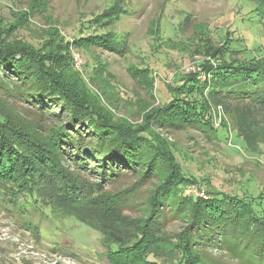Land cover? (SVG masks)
<instances>
[{"label":"trees","instance_id":"1","mask_svg":"<svg viewBox=\"0 0 264 264\" xmlns=\"http://www.w3.org/2000/svg\"><path fill=\"white\" fill-rule=\"evenodd\" d=\"M46 1L35 0L29 12L42 14ZM126 3L117 0L110 9L115 15L106 18L118 21L127 12ZM27 12L17 25L0 26V96L22 100L38 112L40 120L57 118L63 124L50 128L40 140L31 126L17 125L0 111V204L20 218L29 207L40 214L55 207L84 213L80 218L100 225L109 242L106 264H213L207 253L211 248H219L239 264H264V192L250 200L212 187L206 192L211 196L207 200L186 195L185 187L198 184L196 179L182 171L177 149L153 132L184 127L206 138L213 132L220 141L209 110L219 96L233 102L235 138L249 152L251 142L263 148L248 135L247 128L253 125L264 133V50L252 51L248 46L236 50V41L226 33L218 51L209 55L216 67L208 68L214 79L209 88L205 91V86L187 75L175 91L177 96L148 115V119L153 115L150 120L155 123L146 121L139 130L107 108L118 109V98L113 91L99 87L102 64L98 60L90 56L94 63L88 68L90 75L72 69V49L89 55L91 50L118 53L119 42L103 21L104 14L92 17L90 23L96 29L87 36L67 41L56 27L48 26L39 32L37 45H32L15 37L17 29L29 23ZM148 104L139 100L129 108L143 109ZM85 175L97 179L87 183ZM122 176L137 178L120 192L103 190V184L110 186ZM146 184L152 189H148L143 217L132 220L124 216L123 208ZM201 184L210 186L205 178ZM167 211L185 226L164 251L159 250L157 240L163 236ZM25 227L40 237L34 225Z\"/></svg>","mask_w":264,"mask_h":264},{"label":"rangeland","instance_id":"2","mask_svg":"<svg viewBox=\"0 0 264 264\" xmlns=\"http://www.w3.org/2000/svg\"><path fill=\"white\" fill-rule=\"evenodd\" d=\"M116 1L47 0L40 14L28 10L35 0H0V26L6 29L17 25L19 17L28 11L29 23L20 26L15 37L37 45L39 32L46 31L48 26L56 27L67 41L87 36L96 29L90 23L92 17L104 14L103 21L119 42L118 53L91 50L89 55L72 49L76 57L72 69L90 75L88 68L94 64L90 56L98 60L102 64L99 66V87L104 92L113 91L118 98V109L107 108L116 118H126L131 127L139 130L144 129L146 121L155 123L153 118L150 120L153 115L149 119L148 115L155 112L159 104H169L177 96L175 91L187 75H192L199 86H205V91L209 88L214 79L208 68H216L209 55L214 49L218 51V44L226 33L229 39L236 41L233 43L236 50L245 46L252 51L264 50V0H127V12L118 21L107 19L115 15L110 9ZM217 89L221 91L218 83ZM139 100L149 104L143 109L129 108ZM213 100L209 110L220 141L214 139L213 132H208L209 138H206L184 127L153 132L160 133L165 144L177 149L175 156L182 171L193 175L198 184L191 185L204 191L199 198L210 199L206 192L212 187L222 194L256 199L264 192L263 130L248 125V135L263 144L259 149L251 142L249 152L243 142L235 138L233 102L219 96ZM0 111L17 125L31 126L40 140L50 128L63 124L57 118L40 120L37 111L17 98L8 100L0 96ZM52 122L57 124L52 126ZM83 177L87 183L97 179L93 175ZM136 178L122 176L116 183L102 187L109 193L120 192L129 188ZM203 178L210 186L201 184ZM148 189H152L151 184L138 189L130 204L123 208L124 216L135 220L143 215ZM20 199L18 196V204L22 202ZM12 214L0 204V264H106L104 257L109 242L103 238L100 225L81 219L84 213L65 212L55 207L53 211L45 210L40 214L36 208L29 207L21 218ZM27 225L39 229L40 237L36 238L30 228L27 230ZM165 226L161 240H157L159 250L164 251L172 246L170 240L174 242L177 235H182L185 223L167 211ZM67 252L75 256H67ZM207 253L213 264H239L219 248H211Z\"/></svg>","mask_w":264,"mask_h":264},{"label":"built area","instance_id":"3","mask_svg":"<svg viewBox=\"0 0 264 264\" xmlns=\"http://www.w3.org/2000/svg\"><path fill=\"white\" fill-rule=\"evenodd\" d=\"M74 57H75V54H73V60H74ZM184 193L187 195H197L198 197H203L204 195L203 191H200L197 187L193 185L186 186Z\"/></svg>","mask_w":264,"mask_h":264}]
</instances>
